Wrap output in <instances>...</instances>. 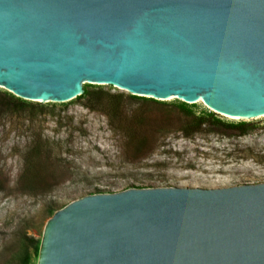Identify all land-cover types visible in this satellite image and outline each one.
<instances>
[{"label":"water","instance_id":"1","mask_svg":"<svg viewBox=\"0 0 264 264\" xmlns=\"http://www.w3.org/2000/svg\"><path fill=\"white\" fill-rule=\"evenodd\" d=\"M83 81L264 114V0H0L1 86L63 101ZM37 264H264V182L87 195Z\"/></svg>","mask_w":264,"mask_h":264},{"label":"rangeland","instance_id":"2","mask_svg":"<svg viewBox=\"0 0 264 264\" xmlns=\"http://www.w3.org/2000/svg\"><path fill=\"white\" fill-rule=\"evenodd\" d=\"M80 87L84 95L60 101L0 85V264H37L39 243L25 237L40 242L51 215L87 195L264 182V114L231 119L202 100L139 97L105 82Z\"/></svg>","mask_w":264,"mask_h":264},{"label":"trees","instance_id":"3","mask_svg":"<svg viewBox=\"0 0 264 264\" xmlns=\"http://www.w3.org/2000/svg\"><path fill=\"white\" fill-rule=\"evenodd\" d=\"M85 93H86V92L83 90L79 95H84ZM3 95L8 96V98H11V97H12V96L9 95V94H3ZM79 95H77V96H79ZM139 97H142V96H139ZM14 99H17V100H18L19 98H14ZM183 105H184V104H183ZM181 107H182V109H184L185 112L188 113L189 110H187V108H185L184 106H181ZM104 112H105V114H107L110 118H113V115L110 114L109 111H104ZM189 115H191V114H189ZM121 116L124 117V116H125V113H124V112H121ZM129 117H130V120H129V121H133V120H136V118L138 117V115H137V113L133 112L132 115H130ZM191 118L194 120V122L191 124L192 127H193L192 131L199 130V129H200V126H201V123H202L201 117H200V116H197V117L192 116ZM213 120H214L215 123L223 124L222 122H220V121L217 120V119H213ZM224 125H226V126L229 127V128L239 129V131L242 130V126H243L242 122H235V123L229 122V123H226V124H224ZM186 133H187V132H185V134H186ZM25 238H26V240L29 242V246H30V247H32V248H34V249H37V248H38V243H39V242H37L34 238L29 237V236H28V237H25Z\"/></svg>","mask_w":264,"mask_h":264},{"label":"bare ground","instance_id":"4","mask_svg":"<svg viewBox=\"0 0 264 264\" xmlns=\"http://www.w3.org/2000/svg\"><path fill=\"white\" fill-rule=\"evenodd\" d=\"M166 98H167V97H166ZM197 100H201L199 96L197 97ZM197 100H196V101H197ZM219 113H221L223 116H225V117H227V118H231V119H241V118H248V117H251V116H231V115L226 114V113H223V112H219ZM255 116H257V115H255Z\"/></svg>","mask_w":264,"mask_h":264}]
</instances>
